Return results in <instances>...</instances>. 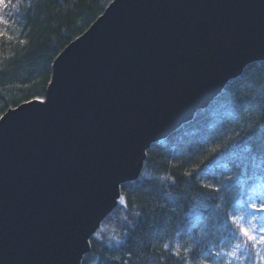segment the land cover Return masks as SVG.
I'll return each mask as SVG.
<instances>
[{
    "label": "water",
    "instance_id": "water-1",
    "mask_svg": "<svg viewBox=\"0 0 264 264\" xmlns=\"http://www.w3.org/2000/svg\"><path fill=\"white\" fill-rule=\"evenodd\" d=\"M257 61L264 0H113L55 59L44 100L3 114L0 264H82L117 182Z\"/></svg>",
    "mask_w": 264,
    "mask_h": 264
},
{
    "label": "trees",
    "instance_id": "trees-1",
    "mask_svg": "<svg viewBox=\"0 0 264 264\" xmlns=\"http://www.w3.org/2000/svg\"><path fill=\"white\" fill-rule=\"evenodd\" d=\"M112 1L8 0L7 7H0L5 21L0 22V115L36 96L45 97L55 59ZM237 133L239 147L213 158L211 149ZM260 145H264V61L249 64L208 108L151 145L142 175L125 183L121 191L128 197L127 206L119 203L105 218L82 264H180L171 255L176 245L181 257L186 255L183 249L193 248L200 264H227L226 253L245 242L239 227H245L241 218L252 211L246 207L250 193L257 185L264 191V154L256 155ZM248 152L256 155L255 165L244 161ZM196 165L201 167L194 172L195 179L182 175ZM229 176L231 181L225 179ZM201 182L219 186L220 193L196 196L198 190L208 191L198 188ZM185 193L196 196L194 207L204 205L195 235ZM164 244L169 245L167 251ZM129 251L134 253L131 259ZM161 257L166 259L162 262ZM231 264L248 262L232 259Z\"/></svg>",
    "mask_w": 264,
    "mask_h": 264
},
{
    "label": "snow or ice",
    "instance_id": "snow-or-ice-1",
    "mask_svg": "<svg viewBox=\"0 0 264 264\" xmlns=\"http://www.w3.org/2000/svg\"><path fill=\"white\" fill-rule=\"evenodd\" d=\"M8 0H0V7H7ZM12 7H16L15 4H12ZM0 22H5L0 18ZM49 83H53L52 81H49ZM36 100H44V97L36 96L34 97ZM25 103H29V101H25ZM46 106V105H45ZM8 115H0V122L7 119ZM239 138V133L236 134V136L232 137L230 140H225L222 143H217L212 149L211 154L214 158L215 154L226 152L229 150H234V148L239 147L236 145V140ZM264 154V145H260L256 148V155H262ZM147 155V154H145ZM256 155H254L252 152H248L246 156H244V161L251 162L253 165H255L256 162ZM242 161V163H244ZM204 163L203 161L201 162ZM241 165H237L239 168ZM245 167L247 164L244 165ZM201 167V165H196V168L193 171H185L182 175L184 177H189L192 179H195L194 172L198 170ZM256 167H259V165H256ZM142 175V174H141ZM261 175H264V171L261 172ZM257 178V177H254ZM160 179H172L175 180V177H160ZM227 181H231L233 177L229 176L225 178ZM124 188V183L122 181L117 182V193L116 197L114 198V202L116 198H118L119 203L121 205L127 206L128 204V197L127 195H121V191ZM198 188L200 190H208L206 192L197 191L196 196H216L220 193V188L217 185L214 184H208V183H200ZM261 185H257V188L254 189L250 195H249V201L246 203V207L254 210V212L257 213H264V191L260 190ZM196 196H193L191 194L185 193L183 195V199L185 200L187 204V210H190L193 213V222L191 224V229L193 231V235H195V228L197 227L196 221L200 218V209L204 207L203 204L193 206L196 202ZM139 215V213H137ZM227 218V217H226ZM242 219V218H241ZM231 220L233 222H237V217L232 216ZM256 220V216L252 215V220L249 221L250 227H244L242 224L239 227V232L242 235V237L245 238V242L243 244H237L232 251L227 252L226 255L230 257L231 259L235 260H246L248 264H264V226L257 227L256 224H253L252 221ZM94 231V230H93ZM91 235V233H90ZM119 243V240L117 241ZM89 245L92 244V240L89 239L86 241ZM251 245V250L249 249L248 245ZM164 249L167 251L169 248L168 244H164ZM183 251L186 253L184 257H181V249L179 245H176V247L171 252V255L176 257L177 260L180 262V264H200V261L197 259V256L195 255L196 249L193 248H185ZM134 255L133 252L129 251L127 253V257L131 259V257ZM217 256L220 255V253H216ZM254 257V258H253ZM115 259V258H113ZM166 259V257H161V261L163 262ZM231 259L227 261V264H231ZM204 264H207V261H204Z\"/></svg>",
    "mask_w": 264,
    "mask_h": 264
},
{
    "label": "rangeland",
    "instance_id": "rangeland-1",
    "mask_svg": "<svg viewBox=\"0 0 264 264\" xmlns=\"http://www.w3.org/2000/svg\"><path fill=\"white\" fill-rule=\"evenodd\" d=\"M252 215L256 216V220L252 221L253 224H256L257 227L264 226V213H257V212H254V210H252L250 214H248L246 217L242 218V221L244 222L245 227H250L251 226L249 224V221L252 220ZM227 258H228V260L231 259L228 256H227Z\"/></svg>",
    "mask_w": 264,
    "mask_h": 264
}]
</instances>
